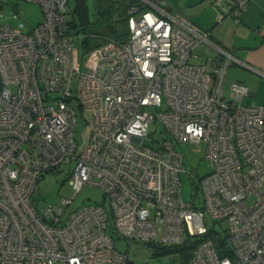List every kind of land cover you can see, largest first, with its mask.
Wrapping results in <instances>:
<instances>
[{
	"label": "built area",
	"instance_id": "1",
	"mask_svg": "<svg viewBox=\"0 0 264 264\" xmlns=\"http://www.w3.org/2000/svg\"><path fill=\"white\" fill-rule=\"evenodd\" d=\"M27 1L42 10L35 26L0 23V264H132L111 233L128 244L201 238L188 264H264V105L244 103L240 82L225 90L231 56L198 59L209 32L142 0L127 8L125 38L103 39L78 71L67 0ZM247 3L227 0L218 20ZM154 120L162 135L144 142ZM183 141L206 143L201 202L182 197ZM58 168L73 196L38 207V179ZM85 185L104 200L66 212Z\"/></svg>",
	"mask_w": 264,
	"mask_h": 264
},
{
	"label": "rangeland",
	"instance_id": "2",
	"mask_svg": "<svg viewBox=\"0 0 264 264\" xmlns=\"http://www.w3.org/2000/svg\"><path fill=\"white\" fill-rule=\"evenodd\" d=\"M89 12V25L82 26L75 12L74 0H67L66 20L69 22L71 32L74 34V66L78 71L84 69V55L90 47L100 44L103 36L110 34V24H113L119 31L126 30L125 24L119 19V9H115L110 20L106 14H102L108 6L107 0H86ZM117 6L119 3L114 2ZM42 19V10L40 6L27 0H0V23H8L16 27L20 22L25 24L26 28L35 26ZM81 33V34H80ZM193 52L198 55V59L205 60L212 56L214 52L209 44L198 43ZM198 59H195L197 61ZM232 67H230L226 78V88L235 80L230 78ZM227 76V75H226ZM262 80V82H261ZM253 88L257 91L256 95H247L243 102H254L264 105V79L255 78ZM248 87V86H247ZM78 124L76 128V140L85 142L87 140L90 126L83 124L80 111L77 109ZM162 125L158 120L150 121L148 132L150 135L144 138V142H150L151 136L160 137ZM175 148L182 154L185 166L181 173V193L185 201L201 202L203 196L202 188L199 182L200 177L210 171V161L205 158L206 143L204 141H183L175 144ZM67 170L58 168L40 177L36 183L32 196L33 203L38 207H44L49 204L58 203L62 197H72L74 189L67 179ZM104 200L103 192L100 188L85 185L75 196L70 205L66 207V212H70L78 206L85 204H94ZM223 226H225L223 224ZM217 229L220 227L217 226ZM111 233V232H110ZM114 240V247L120 252H127L132 264H183L177 253H156L154 248L144 243L128 244L123 238L117 237L111 233Z\"/></svg>",
	"mask_w": 264,
	"mask_h": 264
},
{
	"label": "crops",
	"instance_id": "3",
	"mask_svg": "<svg viewBox=\"0 0 264 264\" xmlns=\"http://www.w3.org/2000/svg\"><path fill=\"white\" fill-rule=\"evenodd\" d=\"M139 8L142 0H137ZM165 9L191 21L209 32L213 49L210 58L224 61L231 56L230 78L248 86V95H256L255 78L264 79V0H248L238 19L226 15L218 20V13L227 0H162ZM262 82V80H261Z\"/></svg>",
	"mask_w": 264,
	"mask_h": 264
},
{
	"label": "trees",
	"instance_id": "4",
	"mask_svg": "<svg viewBox=\"0 0 264 264\" xmlns=\"http://www.w3.org/2000/svg\"><path fill=\"white\" fill-rule=\"evenodd\" d=\"M107 1H108V6L101 13L106 14V16L110 20H112L113 11L115 9H119V19L117 21L122 22L123 24H125V26H126V21L128 17L127 8L131 5L139 6V3L137 2V0H107ZM115 1H117L119 5L115 6L114 5ZM109 27H110V31H109L110 34L103 36L102 37L103 39H106V38L123 39L125 38L127 34V30L119 31L117 27H115L113 24H110ZM97 45L98 44L93 45L92 47L87 49V51ZM207 235L213 239V242L215 243V246L217 248L219 255L221 256L225 255L226 254V250L224 246L225 236L221 234V232L215 231L212 228L209 230V233ZM199 240H201V238H197L196 236H190L182 244H179V245H153V244H147V245L152 246L156 253H162V252L177 253L181 258V262L183 264H188L192 251L197 245Z\"/></svg>",
	"mask_w": 264,
	"mask_h": 264
},
{
	"label": "water",
	"instance_id": "5",
	"mask_svg": "<svg viewBox=\"0 0 264 264\" xmlns=\"http://www.w3.org/2000/svg\"><path fill=\"white\" fill-rule=\"evenodd\" d=\"M74 5L79 23L84 27L87 26L90 20L86 0H74Z\"/></svg>",
	"mask_w": 264,
	"mask_h": 264
}]
</instances>
